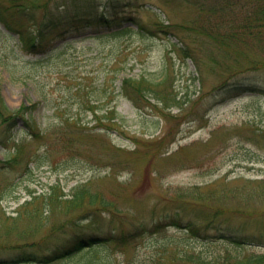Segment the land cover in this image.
Masks as SVG:
<instances>
[{
  "label": "rangeland",
  "instance_id": "1",
  "mask_svg": "<svg viewBox=\"0 0 264 264\" xmlns=\"http://www.w3.org/2000/svg\"><path fill=\"white\" fill-rule=\"evenodd\" d=\"M34 1L41 6L39 17L43 7L56 17L76 2H95L106 12L118 3L120 14L129 13L144 27L104 35L102 26H90L66 41L52 40L46 53L24 54L16 34L0 23L1 93L11 108L35 102L29 116L40 129L32 136L19 120L0 145L2 162L12 158L15 142L23 144L13 167L0 163L6 212L15 215L31 189L57 185L68 196L74 184L86 183L113 200V210L100 208L66 227L46 242L49 248L78 232L141 226L123 245L101 244L89 254L116 264H212L226 249L231 258L264 252V65L244 66L226 80V73L210 71L198 43L200 67L178 50V37L186 32L177 24L220 18L221 0ZM12 2L0 0V8ZM240 11L236 6L232 15L239 18ZM125 77L142 79L147 88L126 93ZM65 217L52 210L47 224ZM189 221L193 233L184 227ZM228 226L259 235L262 243L228 244L222 235ZM183 254L199 256L200 263ZM81 256L58 264H79Z\"/></svg>",
  "mask_w": 264,
  "mask_h": 264
},
{
  "label": "trees",
  "instance_id": "2",
  "mask_svg": "<svg viewBox=\"0 0 264 264\" xmlns=\"http://www.w3.org/2000/svg\"><path fill=\"white\" fill-rule=\"evenodd\" d=\"M180 1L190 3L192 0ZM204 5V3L201 4L199 9L203 10ZM218 5V13L222 15L218 19L213 20L207 16L205 19H191L177 24L182 28L180 31L186 32V36L178 37L181 43L178 50L183 56L190 57L200 67L197 53L195 54V48L199 44L206 50V55L211 63L210 71L220 77H222L221 74L226 73L227 80L240 72L239 69L243 63L253 65V67L260 64V59H247L245 51L251 48L257 49L259 53L264 52V0H245L241 4L240 2L221 0ZM236 6L241 9L239 18L232 15L236 11ZM40 7L39 4H35L34 0H31L28 5L13 0L8 6L0 8V22L9 32L16 34L18 49L24 54L47 52L54 38L65 39L67 34L78 32L84 27L103 25L109 28L105 33L109 35L122 32L121 29L114 28L113 25H121L123 21L135 22L134 17L130 14H119L121 12H118L116 5H113V10L110 13H106L100 11L94 3L87 1L74 4L72 8H66L56 17H52V13L45 7L41 10V17H39L37 10ZM16 13L18 15H14ZM25 21L34 26L27 27ZM158 23L162 24L163 28L169 27V24L164 23L163 20ZM143 27L141 25V28ZM185 37L190 40L187 41ZM135 81L137 80L132 77L123 79L122 86L126 93L131 94L135 89L140 91L147 88V82L143 83L142 79L136 83ZM35 107V102L32 104L22 103L16 108L9 107L0 88V145H5L11 138V133L19 120H22L24 130L28 134L39 136L40 129H37L33 118L29 116ZM22 151L23 144L18 140L17 143H14L12 158L0 161L1 167H13ZM5 155L8 156L7 153ZM28 194L29 198L19 204L15 215L8 214L0 204V264H58L76 254L82 255L79 264H116L108 259L89 254V251L95 246L105 243L114 247L123 245L130 238L136 237L143 229L138 226L132 230L120 229L118 231L117 229L114 232L111 230L107 232H78L59 243L51 242L52 246L49 248L46 246V242L51 241L66 227L81 224L82 219L88 218L90 214L100 208L113 210L114 201L102 195L99 190H92L86 183L74 185L68 196L60 194L57 185H51L48 191L40 193L29 190ZM52 210L61 212L66 216V219L61 223L47 224ZM214 217L215 214L209 219L214 220ZM172 219L175 221L174 225H182L175 218ZM184 227L190 233L195 231L193 223L190 221L185 223ZM42 229H47L46 233L39 236L38 232ZM222 235L226 238V243L234 246L247 247L262 243V238L259 235L246 234L229 226L226 227ZM180 256L185 257L186 260L200 263L197 260L199 256L192 254ZM231 257L233 255L230 250L226 249L225 256L215 257L211 263L264 264V252L245 253L239 257Z\"/></svg>",
  "mask_w": 264,
  "mask_h": 264
}]
</instances>
